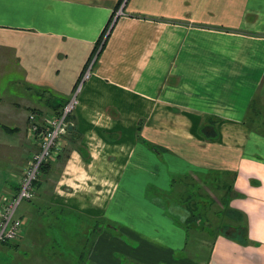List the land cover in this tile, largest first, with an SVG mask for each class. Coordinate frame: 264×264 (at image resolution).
<instances>
[{
    "label": "crops",
    "instance_id": "0c3cea01",
    "mask_svg": "<svg viewBox=\"0 0 264 264\" xmlns=\"http://www.w3.org/2000/svg\"><path fill=\"white\" fill-rule=\"evenodd\" d=\"M92 63L70 124L80 138L68 130L54 184L31 201L56 216L29 206L12 247L32 264H123L112 210L150 180L153 213L141 199L124 230L142 246L127 253L144 264H264V0H0V201L40 149L29 114H59ZM167 199L183 202L181 224L194 201L231 210L217 225L230 227L200 219L189 234L158 213ZM72 216L81 226L65 245L45 220L59 229ZM205 229L210 248L197 238Z\"/></svg>",
    "mask_w": 264,
    "mask_h": 264
},
{
    "label": "rangeland",
    "instance_id": "374dc122",
    "mask_svg": "<svg viewBox=\"0 0 264 264\" xmlns=\"http://www.w3.org/2000/svg\"><path fill=\"white\" fill-rule=\"evenodd\" d=\"M117 16L115 15L114 19L116 21ZM115 24V23H114ZM114 26V25H113ZM113 28V27H112ZM111 32V29H109L106 33V38L109 36ZM2 85L3 87H8L9 83L8 80H2ZM10 87L13 88V84L10 83ZM30 115V114H29ZM65 153L62 155L64 156ZM51 174V173H50ZM44 175L42 177L41 180V185L44 184H54L55 180H54V176L51 175ZM147 180V179H146ZM147 182H145V187H147L145 189V191H136V190H131L130 192H128V196L129 199L126 201V207L122 206H115L113 207V217L112 220L113 222L108 223V225L110 226V228H108L112 234V247L116 249L117 251V256L119 257V259L121 260V262L123 264H144L145 262H142L141 260H139L140 258H137L129 253H127V250H136L139 247H141V242L137 241L135 239H133L132 237L128 236L127 233L125 232V227L126 226H132L137 218V214L136 211H138V213H140L142 211L141 208V199H143L142 203H144L145 205H150V203L152 202L153 198L155 197V190H152V186H150L149 181L147 180ZM144 186V185H141ZM39 187H38V191L36 193V197L34 199L37 198V196L39 195ZM53 192V190H52ZM51 191H47L46 194H50L52 193ZM166 199V198H165ZM161 201L160 205H162L160 208H157L159 211L158 213L160 214L162 211L167 210L164 212L165 217L169 218L170 220L173 221L174 225H176L179 228H182L181 226V218H182V214L180 211H182L181 206L183 205L180 201L176 202L175 199H167V200H159ZM31 201H25L22 203V205L20 206L18 212H17V216L20 218H23L24 220H27L26 216L29 217V214H31V211L29 212V206L31 207L30 210L37 212L38 214H36L37 216H41L43 214L44 218H48L49 220L53 219V216H56V212L54 208H50V207H43L42 209L40 208V206L36 203H28ZM197 203V202H194ZM204 203L206 204H212V202L209 200H205ZM137 205V207H136ZM154 207H151V205L149 206L148 210H151ZM185 208V207H184ZM221 210V207L219 204H214L211 205L210 207H207L205 209V207L203 208H198V212L197 214H201V220L203 219V225L206 223V220L208 222V226L209 227H213V230L217 232L216 228L218 223H222L224 222L223 220L226 218L222 214H215L217 211ZM146 211V210H145ZM202 211L205 212L204 216L202 215ZM33 213V212H32ZM148 213H153L151 211H148ZM148 216V215H147ZM46 219L45 220V224H46V228L48 232H55L58 231V233H62L63 238V242L66 245V238L65 236H67L68 234L71 236V234L75 233V230H77L80 226H81V218L79 216L77 217H73L72 216V220L70 221V223H67L64 225V227H60L59 229L56 228L55 225H48L49 220ZM227 221V220H226ZM145 224V223H144ZM148 225V224H145ZM55 226V227H54ZM206 228V229H207ZM72 229H75L72 233ZM206 233H201L202 235L199 234V236H197L196 234H194V237L197 236L198 241H205L204 243L201 242L203 245L207 246L208 248H210L211 243H212V238L208 237V232L206 231ZM210 230V229H209ZM70 232V233H69ZM186 235V233H185ZM207 236V237H206ZM203 237V238H202ZM74 238H75V234H74ZM186 239V237H185ZM191 246L194 244V240H190ZM126 246V247H124ZM119 248H124L125 252L124 253H119ZM47 249V248H45ZM209 250V249H208ZM47 254H49V250H44ZM76 251V249L74 250ZM65 253H67V249H65ZM188 253L185 252V249L183 248H178L176 249V251L174 252V256L176 259H184L186 258ZM59 258V256H54V255H49L46 258V260H49L48 262L51 263H55L57 262L56 258ZM33 256H31V254H25L24 250L22 248L20 249H16L13 248L12 246H6V245H1L0 246V264H32L33 261ZM63 258V256L60 257V259ZM59 264V263H57Z\"/></svg>",
    "mask_w": 264,
    "mask_h": 264
},
{
    "label": "built area",
    "instance_id": "2783aa9c",
    "mask_svg": "<svg viewBox=\"0 0 264 264\" xmlns=\"http://www.w3.org/2000/svg\"><path fill=\"white\" fill-rule=\"evenodd\" d=\"M122 14V10L118 15ZM91 64L88 71L79 82L70 100L59 114H43L31 112L28 118V131L39 143V151L32 156L18 180V186L12 195L5 196L0 201V246L15 244L22 236L25 220L17 216V212L25 201H32L38 191L37 182H41L42 168L46 163L53 166L63 154L65 137L71 124L70 117L75 113L79 96L85 82L91 75Z\"/></svg>",
    "mask_w": 264,
    "mask_h": 264
},
{
    "label": "trees",
    "instance_id": "16d2710c",
    "mask_svg": "<svg viewBox=\"0 0 264 264\" xmlns=\"http://www.w3.org/2000/svg\"><path fill=\"white\" fill-rule=\"evenodd\" d=\"M124 0H121V3L123 2ZM114 17H115V14H113V17L111 18V21L109 22V24L107 25V27L105 28V30H104V32H103V34H102V36H101V38L99 39V41H98V43H97V48H96V52H97V54H99L100 53V51L104 48V46H105V41H106V39L108 38H106L105 36H106V33H107V31L109 30V29H112V26L114 25V23H115V19H114ZM36 112V111H35ZM70 122H72V116L70 117ZM5 128V127H4ZM5 129H7V128H5ZM69 134H70V136H71V140L74 142V141H77L80 137V135L79 134H77V132H76V128H74L73 127V130L72 131H69ZM152 148V147H151ZM152 149H155V150H158V147H154V148H152ZM79 150L80 151H82L84 154H85V149H83V147H79ZM86 155V154H85ZM52 169H53V165L51 164V163H46L44 166H43V168H42V174H43V176L44 175H49L50 173H51V171H52ZM40 183L41 182H37V185H38V187H39V185H40ZM227 201V200H226ZM226 201H225V203H226ZM187 203H186V206H185V209L189 212V217H188V219H187V221H185L184 223H182L181 224V226L182 227H184L185 228V230L190 234V231L192 230V229H196V227H197V224H198V222H199V220L201 219V214H197V212H198V208H199V206H198V204L197 203H194V201H186ZM223 212V215L226 217V218H231V214L233 213V212H231V210H229V209H226V210H223L222 211ZM222 212H220L221 214H222ZM205 225V224H204ZM230 226H228V225H220V226H218L217 228H216V230L217 231H220V230H223V229H228ZM239 231L240 232H242L243 231V229L241 228V226H240V228H239ZM4 245H8V246H12V244H4Z\"/></svg>",
    "mask_w": 264,
    "mask_h": 264
},
{
    "label": "water",
    "instance_id": "95a60500",
    "mask_svg": "<svg viewBox=\"0 0 264 264\" xmlns=\"http://www.w3.org/2000/svg\"><path fill=\"white\" fill-rule=\"evenodd\" d=\"M117 18H118V17H117ZM117 18H116V19H117ZM112 27H113V26H112ZM68 130H69V131H72V130H73V125H69Z\"/></svg>",
    "mask_w": 264,
    "mask_h": 264
}]
</instances>
